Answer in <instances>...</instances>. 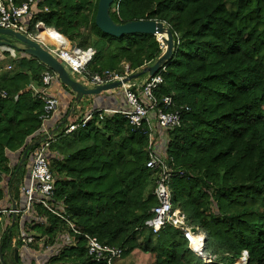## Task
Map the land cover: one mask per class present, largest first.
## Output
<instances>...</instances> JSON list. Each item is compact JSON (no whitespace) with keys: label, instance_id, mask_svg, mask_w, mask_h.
<instances>
[{"label":"trees","instance_id":"1","mask_svg":"<svg viewBox=\"0 0 264 264\" xmlns=\"http://www.w3.org/2000/svg\"><path fill=\"white\" fill-rule=\"evenodd\" d=\"M93 1L45 0L31 30L42 23L72 44L82 40L78 48L97 51L90 66L95 72H122L127 64L133 75H140L138 82L149 78L141 75L143 70L162 56L156 38L102 33L95 25L99 0ZM115 5L117 12H110L115 23L163 22L172 30L175 46L179 42L165 63L158 93L173 95L178 106L190 109L182 126L168 135L167 154L185 174L172 181V205L205 237L203 254L211 263L190 250L186 233L167 225L154 234L146 227L158 206L154 178L146 168V141L121 116L94 121L53 144L50 150L59 155L49 162L56 202L83 233L122 250V263L140 253L149 264H236L246 253L248 264H264V0H116ZM19 64L0 79V92L8 95L0 99V177L10 174L8 186L15 198L27 178L32 150L21 161L37 140L43 108L26 92L28 72L40 82L42 70L52 72L33 58ZM66 124H58V133L64 134ZM15 151L20 158L10 173L7 153ZM39 211L46 226L32 230L53 240L68 230L53 215ZM18 222L2 237L1 264H21L14 255L21 248L13 238ZM75 242L76 247L46 262L102 264L87 256L83 238Z\"/></svg>","mask_w":264,"mask_h":264},{"label":"built area","instance_id":"2","mask_svg":"<svg viewBox=\"0 0 264 264\" xmlns=\"http://www.w3.org/2000/svg\"><path fill=\"white\" fill-rule=\"evenodd\" d=\"M44 1L0 0V29L20 33L38 43L64 66L71 78L72 76L79 78L84 83L75 81L88 88L121 82L120 91L124 96L126 107L125 109H93L80 119L68 121L63 135L54 133L53 124L59 115L60 101L50 92V88L54 82L59 80L55 73L45 72L42 75L41 86L35 90V98L42 103L43 108L39 117L40 127L35 134L37 140L32 143V151L28 160L27 178L20 188L21 206L20 202L17 204L12 199L9 192L3 190L4 193L6 192L5 194H8L6 197L12 200L15 208L12 207V203L10 207H0V224L2 218L8 222L19 218L21 248L30 252L35 259L39 258L43 262L56 257L67 247H76V237L84 239L87 256L92 262L115 264L122 261V250L104 246L97 238L83 233L67 215L66 207L56 202V180L49 164L50 149L60 138L86 129L94 121L100 123L107 117L121 116L127 120L131 132L140 135L146 141L148 157L146 168L153 175V194L158 201V206L151 211L152 219L146 223V227L151 229L154 234H157L167 225L186 233L190 237V250L207 263H211L210 259L203 254L205 237L199 232L192 234V228L187 225L183 212L172 205L170 189L172 181L175 178H183L185 174L183 171L175 169L174 159L167 154L168 135L171 131L182 126L184 116L190 112V109L187 106H178L173 95L158 96L159 90L164 84V74L167 67L164 64L157 74L149 76L142 82L133 80L125 84H123V80L132 75L128 65L124 66L122 72L104 71L98 73L93 71L90 66L97 55L95 49H81L70 45L57 32L55 35L51 34L50 29H46V32L42 34L40 32L42 23L36 24L34 30H31L32 22L39 12V6ZM164 24L166 28L170 29L166 23ZM154 37L163 53L166 49V36L157 35ZM178 45L179 42L176 43V46ZM7 98L8 95L5 91L0 92V99ZM0 192H2L1 187ZM40 208L63 222L68 230L55 244L42 245L39 252H32V246H34L36 239L26 232L25 225H27L28 220L31 221V224L46 225V219L40 215ZM7 227L8 223L3 227L4 234L8 231ZM200 238L201 241H196ZM246 257L247 254L244 253L242 259L236 264H240ZM2 259L0 249V262Z\"/></svg>","mask_w":264,"mask_h":264},{"label":"water","instance_id":"3","mask_svg":"<svg viewBox=\"0 0 264 264\" xmlns=\"http://www.w3.org/2000/svg\"><path fill=\"white\" fill-rule=\"evenodd\" d=\"M116 0H99L97 7V14L95 17V25L104 34L114 38H122L124 36L131 35H165L166 36V51L151 67H147L143 70L142 74H148L154 76L160 70V68L169 60L172 59L174 54V35L172 30L165 27L163 22L154 20H138L125 24H117L112 19L110 12L111 8ZM40 32L44 34L46 27H40ZM0 47H6L14 50L19 54H25L43 64L56 74L59 82L69 88L75 94L76 102H80L85 97L100 96L102 93L115 91L122 85L121 82H114L104 86L96 88H88L85 85L73 80L64 66L55 59L49 52L43 49L38 43L28 39L20 33L13 32L11 30L0 29ZM140 75H130L123 80V84L137 80ZM32 149V144L27 147L23 154L21 164L25 161L27 153ZM15 208V206L13 207ZM197 229L192 228L191 233L196 234ZM16 261H18V249L14 250ZM245 264H248V258L243 259Z\"/></svg>","mask_w":264,"mask_h":264},{"label":"crops","instance_id":"4","mask_svg":"<svg viewBox=\"0 0 264 264\" xmlns=\"http://www.w3.org/2000/svg\"><path fill=\"white\" fill-rule=\"evenodd\" d=\"M49 32H54V30L49 31ZM19 53L15 52L14 50L6 47H0V79L7 75L12 73L14 70H18L20 64L19 62L22 59H32L31 57L25 55V57H20L18 55ZM9 55V56H6ZM23 55V54H22ZM127 64H124L126 66ZM27 72V70H23ZM43 74L47 71L42 70ZM42 74V75H43ZM28 75L30 77V83L26 87V92L29 93L31 96L33 102L38 101L35 98V90L41 86L40 80L34 78V75L31 72H28ZM38 81V82H37ZM50 92L55 95L59 101H60V107H59V115L56 117L54 124H53V131L54 133H58V124L63 120V123L68 122L70 120L74 121L77 119L82 118L86 113L92 111L93 109L97 108H114V109H125V99L124 96L122 95L121 91H110L107 93H102L100 96H92V97H85L83 100L80 102H76L75 96H73L59 81H56L52 84L50 88ZM39 102V101H38ZM73 106L74 109V114H67L70 107ZM67 115V117H66ZM32 139L31 137L28 139L30 141ZM8 159H9V166L8 169L10 170V173L13 171L14 167L17 165V162L20 158V151H15V152H8ZM54 157H59L58 152L54 150H50V159ZM10 174L7 175V173H2L0 177V187L2 188V198L0 199V207H10V204L12 203V207H14L12 200L7 198L8 194H5L6 192H9L12 199L17 202V204L21 201V192L19 197L17 196L16 198L13 196L15 195V191H10V187L8 186V177ZM26 179V178H25ZM56 180V179H55ZM25 182V181H24ZM24 184V183H23ZM22 184V185H23ZM5 190L6 192L4 193ZM60 203V202H58ZM21 206V202L19 203ZM62 204V203H60ZM19 221V218L17 219ZM6 224L8 223V229L11 227V224L13 222L12 220H6ZM15 221V219H14ZM10 223V224H9ZM19 227H18V236L20 234V222H18ZM39 224H31V221L28 220L27 225H25L26 232L28 234H31L35 237L36 242L32 248V252H39L40 247L42 245H47L51 240L50 237L47 235H43L40 232H37L35 230H32L35 226ZM43 226V225H42ZM46 226V225H44ZM66 234V230L62 231L58 236L53 240V244L56 243L59 239H61L64 235ZM50 244V243H49ZM15 250V249H14ZM18 256L20 257L21 263L27 264L26 261H35L36 263H41L43 262L39 258H34L31 256L30 252L24 251L22 248L18 250ZM134 257H139L140 260H143L142 264H149V261L146 256L140 254V253H134L131 258ZM127 259L124 260V263L119 262V264H140V262H132V260ZM132 263H131V262ZM129 262V263H128Z\"/></svg>","mask_w":264,"mask_h":264},{"label":"rangeland","instance_id":"5","mask_svg":"<svg viewBox=\"0 0 264 264\" xmlns=\"http://www.w3.org/2000/svg\"><path fill=\"white\" fill-rule=\"evenodd\" d=\"M93 3H95V0L93 1ZM117 9H118V6L117 5H115V6H113L112 8H111V12H113V13H115V12H117ZM69 42V44L70 45H74V46H81L82 45V40H80V41H78L77 40V42H76V44H72L70 41H68ZM174 44H175V42H174ZM91 46H93V45H91V44H89L87 47H91ZM82 47V46H81ZM176 50V46H175V49H174V51ZM166 51V49L163 51V53ZM162 53V54H163ZM18 55H20V57H25V55L23 54H18ZM72 78L74 79V80H78L79 82H81V83H84L82 80H80L79 78H77V77H75V76H72ZM40 80V78L38 79V81ZM37 81V82H38ZM116 91H120V88L119 89H117V90H115V91H113V92H116ZM6 219L5 218H2L1 219V224H0V245H1V240H2V237H3V227H5V225H6ZM6 229H8V228H6ZM66 233H67V231H66ZM14 241H17V240H19V236H18V232L17 233H14ZM132 260V262H140V264H142L143 263V260H140L139 259V257H134V258H132L131 259ZM119 262L120 261H118V262H116L115 264H119ZM131 262V261H130ZM131 262V263H132ZM26 263L27 264H49V262L47 263V262H41V263H36L35 261H26ZM122 263V262H121ZM129 263V262H128Z\"/></svg>","mask_w":264,"mask_h":264},{"label":"bare ground","instance_id":"6","mask_svg":"<svg viewBox=\"0 0 264 264\" xmlns=\"http://www.w3.org/2000/svg\"><path fill=\"white\" fill-rule=\"evenodd\" d=\"M52 34L55 35V33H52ZM196 241H201V238H200V240H196ZM198 243H200V242H198ZM243 262H244V261L240 262V264H243Z\"/></svg>","mask_w":264,"mask_h":264}]
</instances>
